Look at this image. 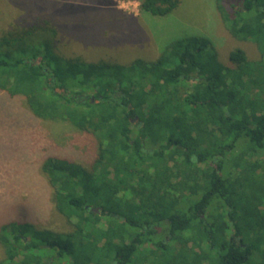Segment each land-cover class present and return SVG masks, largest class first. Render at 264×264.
<instances>
[{"label":"trees","instance_id":"1","mask_svg":"<svg viewBox=\"0 0 264 264\" xmlns=\"http://www.w3.org/2000/svg\"><path fill=\"white\" fill-rule=\"evenodd\" d=\"M179 0H141L164 16ZM230 34L261 53L217 59L204 36L129 63L56 53L42 22L0 34V89L94 133L91 164L48 156L71 229L0 225V264H264V0H217ZM96 208H99L96 210Z\"/></svg>","mask_w":264,"mask_h":264},{"label":"rangeland","instance_id":"2","mask_svg":"<svg viewBox=\"0 0 264 264\" xmlns=\"http://www.w3.org/2000/svg\"><path fill=\"white\" fill-rule=\"evenodd\" d=\"M35 21L56 28L46 38L56 53L87 60H153L170 42L192 35L207 37L228 66H235L229 53L238 46L250 59L262 56L253 40L230 34L217 0H179L164 16L143 11L141 0H0V34ZM97 150L94 133L66 119L38 116L24 96L0 89V225L25 219L41 228L71 229L54 206L42 164L59 156L89 165ZM251 157L264 164V148ZM4 256L0 246V260Z\"/></svg>","mask_w":264,"mask_h":264},{"label":"water","instance_id":"3","mask_svg":"<svg viewBox=\"0 0 264 264\" xmlns=\"http://www.w3.org/2000/svg\"><path fill=\"white\" fill-rule=\"evenodd\" d=\"M99 208H96V210H98Z\"/></svg>","mask_w":264,"mask_h":264}]
</instances>
